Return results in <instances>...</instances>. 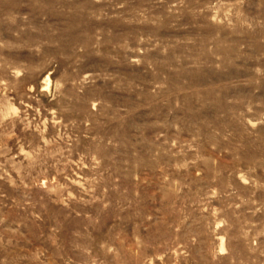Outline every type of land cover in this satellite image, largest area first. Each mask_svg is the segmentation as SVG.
<instances>
[{
    "label": "rangeland",
    "instance_id": "obj_1",
    "mask_svg": "<svg viewBox=\"0 0 264 264\" xmlns=\"http://www.w3.org/2000/svg\"><path fill=\"white\" fill-rule=\"evenodd\" d=\"M0 264H264V0H0Z\"/></svg>",
    "mask_w": 264,
    "mask_h": 264
}]
</instances>
